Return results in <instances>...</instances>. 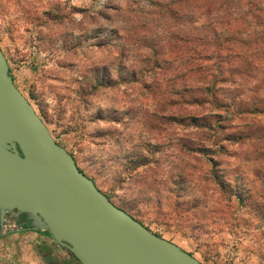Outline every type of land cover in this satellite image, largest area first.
<instances>
[{
    "label": "rangeland",
    "instance_id": "1",
    "mask_svg": "<svg viewBox=\"0 0 264 264\" xmlns=\"http://www.w3.org/2000/svg\"><path fill=\"white\" fill-rule=\"evenodd\" d=\"M0 48L115 204L203 264H264V0H0ZM28 231L0 264H79Z\"/></svg>",
    "mask_w": 264,
    "mask_h": 264
},
{
    "label": "water",
    "instance_id": "2",
    "mask_svg": "<svg viewBox=\"0 0 264 264\" xmlns=\"http://www.w3.org/2000/svg\"><path fill=\"white\" fill-rule=\"evenodd\" d=\"M25 227L47 231L81 264H203L80 169L16 86L0 48V237Z\"/></svg>",
    "mask_w": 264,
    "mask_h": 264
},
{
    "label": "trees",
    "instance_id": "3",
    "mask_svg": "<svg viewBox=\"0 0 264 264\" xmlns=\"http://www.w3.org/2000/svg\"><path fill=\"white\" fill-rule=\"evenodd\" d=\"M183 37V36H182ZM174 39H176V37H174ZM187 40H189V39H187ZM208 40V39H207ZM216 49H218V48H215L214 50H213V52H215L216 51ZM213 52H210V51H206L205 52V54L204 55H202L203 57H204V63H207L208 61H206V60H211V56H217V57H219V53H217V55L215 54V53H213ZM217 57H216V59H217ZM208 65H206V67H207ZM126 211H128V210H126ZM140 221V220H139ZM24 230H28L26 227L24 228ZM45 234L46 235H48L51 239H53L52 237H51V235L47 232V231H45ZM72 254V253H71ZM73 255V254H72ZM73 257L75 258V260H77L76 259V257L73 255ZM78 261V260H77ZM78 263L79 264H81L79 261H78Z\"/></svg>",
    "mask_w": 264,
    "mask_h": 264
},
{
    "label": "crops",
    "instance_id": "4",
    "mask_svg": "<svg viewBox=\"0 0 264 264\" xmlns=\"http://www.w3.org/2000/svg\"><path fill=\"white\" fill-rule=\"evenodd\" d=\"M20 232H21V233H25V232L28 233V232H30V231H28V230H27V231L22 230V231H20ZM18 233H19V232H18ZM33 233L38 234L37 239L41 237V233H40L39 231H33ZM39 236H40V237H39ZM3 238H5V236H4ZM0 240H1V237H0ZM39 240H40V239H38V241H39Z\"/></svg>",
    "mask_w": 264,
    "mask_h": 264
},
{
    "label": "flooded vegetation",
    "instance_id": "5",
    "mask_svg": "<svg viewBox=\"0 0 264 264\" xmlns=\"http://www.w3.org/2000/svg\"><path fill=\"white\" fill-rule=\"evenodd\" d=\"M24 219H25L24 216H21V217H20V221H23Z\"/></svg>",
    "mask_w": 264,
    "mask_h": 264
}]
</instances>
